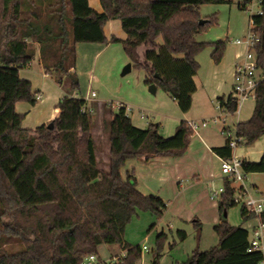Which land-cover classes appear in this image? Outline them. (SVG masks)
Returning a JSON list of instances; mask_svg holds the SVG:
<instances>
[{
    "label": "trees",
    "instance_id": "16d2710c",
    "mask_svg": "<svg viewBox=\"0 0 264 264\" xmlns=\"http://www.w3.org/2000/svg\"><path fill=\"white\" fill-rule=\"evenodd\" d=\"M234 1L100 0L103 11L98 12L89 0H0V264H82L87 255H99L103 245H118L125 254L110 264H136L143 249L125 241L127 225L141 211L161 218L168 205L159 196L140 193L135 174L129 171L123 177L122 170L129 160L184 156L194 136L188 121H181L167 138L160 123L137 128L127 106L114 113L111 105L103 104V111L110 114L109 161L107 171L103 170L92 134L98 106L66 96L58 102L55 119L25 129L26 115L16 106H35L39 93L20 71L38 52L45 75L56 78L60 87L66 81L74 93L79 88L77 45L122 43L132 67L146 72L145 84L162 89L187 114L197 91V56L211 46L212 60L218 65L227 48L226 41H197V35L217 23L213 17L200 24L198 9ZM251 2L239 0L237 5L246 11ZM258 2L262 14L250 20L251 31L260 37L258 69L264 71V0ZM109 21L122 24L125 39H107L104 28ZM218 102L230 112L237 108L231 97ZM236 133L246 145L264 136V80L251 119L239 122ZM213 150L223 158L233 153L227 140ZM242 166L247 174L264 173V155L258 162L243 160ZM222 182L220 215L241 205L235 201L239 190L233 182L229 178ZM240 214L244 220L253 217L243 205ZM261 219L264 222V212ZM213 230L216 246L205 252L197 248L186 261L175 264H264V251L249 252V230L225 220ZM177 232L181 242L188 238L187 232Z\"/></svg>",
    "mask_w": 264,
    "mask_h": 264
},
{
    "label": "rangeland",
    "instance_id": "374dc122",
    "mask_svg": "<svg viewBox=\"0 0 264 264\" xmlns=\"http://www.w3.org/2000/svg\"><path fill=\"white\" fill-rule=\"evenodd\" d=\"M238 1L235 0L232 5H200L198 11L201 20H210L215 17L217 23L207 26L201 34L195 37L197 41L200 43L226 41L227 48L235 46L234 52H232L233 57L238 52H243V48L234 45V41L247 38L252 26L251 16L258 14L261 7L258 0H252L251 3H248L247 10L243 11L237 5ZM116 22V24H119L120 29L115 32V35H120L124 32L122 24L119 21ZM162 42L163 39L159 38V43ZM98 51H101L100 55H96ZM212 52L213 48L207 46L197 56L199 64L198 86H200V81L204 76L209 73V67L213 62ZM76 53L78 60L75 73L79 80V88L72 93L66 81L60 87L56 83V78L48 77L45 80L42 79V75L39 73L40 83L47 84L45 85L47 92L44 93L45 96L42 97V100L38 101V105L44 109V113L47 115L52 113L54 110L52 104L57 94L54 89H59L63 97L82 98L86 100L89 107L98 106L93 113L92 134L95 140L98 162L103 170L107 171L108 169V129L110 122V114L103 111V104L111 105L114 113H117L122 105L130 108L131 111L127 114L137 128H146L150 123H160L162 135L167 138H170L175 132V128L171 132H169V129L176 122L188 120L201 124L203 120H207L210 124L207 127L198 128L195 132L199 133L207 143L213 141L214 145L221 146L226 142V136L222 133L223 128L230 127L231 131L235 133L237 123L242 118L237 113L225 114V123L219 118L223 113L217 109V100H207L204 93L201 97V86L199 94L196 96L198 100L187 114L182 113L178 104L162 89H159L158 93L156 92L154 95L150 94L149 88L145 84L146 72L143 69L132 67L130 59L124 52L122 43L105 45L80 43L77 45ZM32 64V70L38 73V62L33 61ZM128 65H131V69L128 73H124ZM263 73V69H259L257 75L260 76ZM27 74V72L21 73L22 78H30V75ZM40 83L37 82V84ZM93 93H96L95 97L92 96ZM28 105V103H21L19 106L26 107ZM254 105L255 101L251 99L243 106L244 109L241 111L246 116L252 112ZM20 111L23 112L24 110L21 109ZM38 118L39 113H35L26 121L33 125ZM215 119L217 120L216 123H214ZM193 135L191 141L198 139L196 133ZM235 155L241 160L245 159L252 163L260 161L264 155V136L252 145H246L245 143L239 145L236 148ZM216 172L220 175L221 169L219 170V167H216ZM202 183L203 185L196 187L197 189H189L179 200H167L168 208L161 218L154 217L150 212L145 211L137 212L133 216L125 230V241L132 246H138L141 249L146 246L149 249V251H143L141 259L136 264H175L178 261L184 262L197 248L205 252L218 244V240L214 244L216 233L213 227L216 224L213 223H217L219 216L214 206L215 202L208 199V190L209 188L211 190V187L219 189L223 182L222 179H217L214 186L204 183V181ZM184 184L186 186L191 185L190 181H184ZM246 187L251 198L264 199V173L249 174ZM240 209L241 205H238L229 209L228 213L238 215ZM196 221L200 222L198 229ZM178 230L187 232L188 238L185 241L181 242L179 240ZM163 233L165 235L159 240V236ZM98 250L99 255L96 256V264H110L111 261H118L125 255L118 245H103ZM158 252H160L159 258L157 257Z\"/></svg>",
    "mask_w": 264,
    "mask_h": 264
},
{
    "label": "crops",
    "instance_id": "0c3cea01",
    "mask_svg": "<svg viewBox=\"0 0 264 264\" xmlns=\"http://www.w3.org/2000/svg\"><path fill=\"white\" fill-rule=\"evenodd\" d=\"M90 6L95 9L98 12H102L103 9L101 8L100 0H89ZM116 21H109L107 22L104 28V33L107 39H110L111 37H116L117 39H125L126 34L123 32L120 35H115V32L120 29L119 24H116ZM121 24V23H120ZM222 41V40H221ZM235 45V44H234ZM240 47V46H237ZM242 48V47H240ZM225 50V56L220 64L215 65L214 62L211 63L209 67V73L204 76L202 81H200V86L202 89V95L203 93L205 95V98L207 100H217L219 101L220 98H223L224 101H226L232 94L233 91V75H234V62L238 54L242 52H238V54L233 57V53L235 46H232V48H226ZM101 51H98L96 55H100ZM35 62H38V73H35L32 70L33 62L28 65L25 69L20 71L21 73L27 72V75H30L29 79L33 84V90L39 93V98L42 100V97L45 96V85L47 84H41L39 78L41 73L42 79L47 80L48 76L45 75L44 68L41 63V59L39 57V53L37 52L35 58ZM22 76V75H21ZM197 75L194 78L195 85L197 87L196 93L193 95V105L196 104L195 102L198 100L197 94H199L200 86H198L197 82ZM259 81L264 80V73L262 75H258ZM39 82L40 84H37ZM36 85V87H34ZM51 85V84H50ZM53 88V86H51ZM54 89V88H53ZM57 94L54 97V102L52 104L53 111L52 113H49L48 115L44 113V109L38 105V102L35 106L28 105L26 107L19 106L21 104H18L17 111L21 114H25V119L23 121V127L26 129H35L39 126H42V124L48 123L55 119L58 116V110L57 105L58 102L63 99V94L59 89H54ZM159 91V88L157 89V93ZM199 96V95H198ZM39 100V101H40ZM174 101V100H173ZM255 101V100H254ZM220 102L217 103V105ZM247 103V102H246ZM245 103V104H246ZM244 104V105H245ZM243 105V106H244ZM255 106V105H254ZM24 110L23 112L20 110ZM244 109L243 107L241 110ZM254 109V108H253ZM246 112V110H244ZM242 111H240L241 113ZM251 112V111H250ZM253 112V110H252ZM251 113H248L246 116L245 113L242 112L240 122H247L251 119ZM35 113H39V118L34 122V126L32 124L27 123V119L32 116ZM131 119V118H130ZM132 121V119H131ZM188 121V120H187ZM133 122V121H132ZM191 122V121H188ZM180 123V122H179ZM178 122L173 124L169 132L176 129V127L179 125ZM133 124H135L133 122ZM238 124V123H237ZM138 127L139 125L136 124ZM196 136H198V139H193L188 147V152L181 157H156L155 159H151L148 162H145L143 160L137 161V160H129L126 165L124 166L122 170L123 177L127 176V173L129 171H132L136 176V183L138 185V191L142 193L145 196H159L161 199L167 201H173L179 200L180 198L185 195L189 189L198 188V186L203 185L204 183L212 184L211 186H214V182L217 181V179L221 180L223 179L222 173L220 172V175L216 172V167H219L220 170V162L219 157L214 152V148H220L221 145H214L213 141L212 143H207L202 136L196 132ZM226 144V142H225ZM224 144V145H225ZM223 145V146H224ZM245 160V159H243ZM185 182L191 183V185L186 186L184 184ZM196 188V189H197ZM209 188V187H208ZM214 187H211V190H213ZM210 188L208 190V199H210ZM211 200V199H210ZM212 202H215L214 206L217 210V215L219 216L217 219V223L213 224H219L222 222V220L227 221L231 226L233 227H242L246 230H249L250 234L252 235L253 228L257 225L258 219L255 217L250 218L249 220H244L242 218V215H230L228 211L224 212L222 215L218 212V202L211 200ZM215 226V225H214ZM216 235V234H215ZM216 239L214 240V244L217 243L218 237L215 236ZM215 246V245H214ZM179 262V261H178ZM177 263V262H175Z\"/></svg>",
    "mask_w": 264,
    "mask_h": 264
},
{
    "label": "built area",
    "instance_id": "2783aa9c",
    "mask_svg": "<svg viewBox=\"0 0 264 264\" xmlns=\"http://www.w3.org/2000/svg\"><path fill=\"white\" fill-rule=\"evenodd\" d=\"M258 14H262L261 10ZM251 21V20H250ZM253 25V21H251ZM260 42V37L255 34V32L250 31L249 35L245 39H237L234 44L243 48V52L238 54L236 61L234 62V75H233V91L231 94V99L237 103V108L234 112L228 111L227 107H224L221 103L218 104L217 109L223 113L219 118H221L226 123V115L235 114L239 115L243 105L256 98L257 91L259 88L258 79V56L256 53V47ZM92 96H96L93 93ZM38 100L40 98L38 97ZM127 112L131 111L127 107ZM226 114V115H225ZM217 120H214L216 123ZM210 124L209 121L203 120L201 124L190 122L192 130L195 132L198 128L207 127ZM222 133L226 136L228 141V146L232 150V156L229 158L219 157L220 169L223 178H229L233 182V187L238 189L236 195V202L243 205L249 214L258 219L257 225L252 229V235L250 238L249 252L255 250L264 251V222L261 219L262 213L264 212V199L251 198L249 195V190L246 187V181L248 180V175L242 166L243 160H241L237 155H235L236 148L244 143V138L240 137L236 131L233 133L230 127H224ZM224 192V187L221 185L219 189H213L210 191V199L218 202L221 194ZM143 251H149L146 246L142 247ZM97 257L87 255L84 257L82 264H96Z\"/></svg>",
    "mask_w": 264,
    "mask_h": 264
},
{
    "label": "water",
    "instance_id": "95a60500",
    "mask_svg": "<svg viewBox=\"0 0 264 264\" xmlns=\"http://www.w3.org/2000/svg\"><path fill=\"white\" fill-rule=\"evenodd\" d=\"M204 23H205L204 20L200 21V24H204ZM130 69H131V65H128L126 70H124V73H128L130 71ZM148 88H149V93L152 94V95L156 94L157 89H158V88H156L155 85L154 86H149Z\"/></svg>",
    "mask_w": 264,
    "mask_h": 264
}]
</instances>
